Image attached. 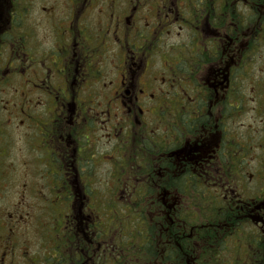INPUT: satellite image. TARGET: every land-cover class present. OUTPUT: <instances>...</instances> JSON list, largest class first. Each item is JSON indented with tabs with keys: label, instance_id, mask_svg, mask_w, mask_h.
<instances>
[{
	"label": "flooded vegetation",
	"instance_id": "af4514ba",
	"mask_svg": "<svg viewBox=\"0 0 264 264\" xmlns=\"http://www.w3.org/2000/svg\"><path fill=\"white\" fill-rule=\"evenodd\" d=\"M257 63L264 0H0V173L19 143L36 165L21 196L0 200V243L10 244L0 264H121L136 235L130 211L147 264H195L180 252L199 256L188 243L197 228L262 264ZM250 104L260 133L233 125ZM168 193L176 201L162 213ZM214 195L227 216L205 223ZM17 228L40 238L22 262Z\"/></svg>",
	"mask_w": 264,
	"mask_h": 264
},
{
	"label": "rangeland",
	"instance_id": "374dc122",
	"mask_svg": "<svg viewBox=\"0 0 264 264\" xmlns=\"http://www.w3.org/2000/svg\"><path fill=\"white\" fill-rule=\"evenodd\" d=\"M261 67V66H260ZM258 68V67H257ZM241 76H243V69H240ZM251 105V112L247 115H243L241 119L233 118L232 122L234 127H240L245 131V134H253L262 132V127L258 121L253 117V105ZM233 135L239 137L240 134L237 130L234 129ZM35 153L22 144H16L8 149L5 163L1 167L0 173V200L16 198L21 196V188L25 186L29 180L34 176L35 162H34ZM179 170H175L174 174H177ZM164 200L163 198H161ZM129 201V199L123 198V202ZM166 207L161 210L162 213L167 211V208L172 207L176 199L168 193L165 197ZM92 221V220H91ZM61 225V222L56 223L55 228H58ZM26 231H30V227H25ZM16 236L21 240L22 244L19 246L16 261H24L23 257L26 254L23 252L24 249H30L31 252L39 251V246L36 247V241L40 242V238L36 234H30L27 232L21 231L19 228L16 230ZM25 244V245H24ZM10 244L0 243V253L8 250ZM36 261V259H34Z\"/></svg>",
	"mask_w": 264,
	"mask_h": 264
},
{
	"label": "trees",
	"instance_id": "16d2710c",
	"mask_svg": "<svg viewBox=\"0 0 264 264\" xmlns=\"http://www.w3.org/2000/svg\"><path fill=\"white\" fill-rule=\"evenodd\" d=\"M224 201L217 197V196H211L210 199V206L212 209V212L209 214L208 217L203 218V222L205 223H213L220 221L222 218H226L227 215L220 214L218 212L219 207L224 206ZM184 221L188 225H202L197 219L185 216ZM198 243V247L201 250V253L199 256L195 253H191L188 250H183L180 252V257H185L186 253H189L190 256L195 260V264H241L240 261L237 260V258H231L229 254H227L222 245L218 242H215L213 240L207 239L206 235H204L203 231L199 228H197V232L190 236L188 239V243ZM260 252H258L259 260L262 264H264V242H262L260 245ZM146 252L142 249L138 250L135 254H133L131 257V263L130 264H145V258L143 256ZM164 264H186V262H180V260L177 259H165L163 261Z\"/></svg>",
	"mask_w": 264,
	"mask_h": 264
}]
</instances>
